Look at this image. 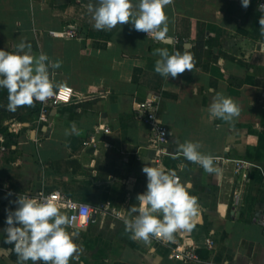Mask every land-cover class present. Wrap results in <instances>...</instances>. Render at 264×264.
<instances>
[{
  "label": "crops",
  "instance_id": "crops-1",
  "mask_svg": "<svg viewBox=\"0 0 264 264\" xmlns=\"http://www.w3.org/2000/svg\"><path fill=\"white\" fill-rule=\"evenodd\" d=\"M138 3L132 0L133 11ZM262 4L250 0L244 8L241 0H172L165 7L167 38L160 42L131 23L96 30L88 6L98 0H0V49L14 52L15 45L30 44L29 54L45 53L60 62V68L50 69V80L75 92L44 123L36 103L8 111L7 90L0 89V230L19 195L60 190L77 202L110 204L115 211L98 214L84 227H68L82 249L70 264H264ZM69 26L76 28V38L50 35ZM158 48L187 51L193 69L175 79L162 77L154 71ZM217 93L238 105L232 121L209 118ZM149 99L171 132L160 158L152 127L137 112ZM92 135L95 144L85 145ZM188 141L213 157L216 172L177 152ZM149 161L175 172L196 197L192 231L177 232L171 241H134L125 229L124 219L135 215L129 209L146 190L142 168ZM239 161L247 165L242 173L236 172ZM4 238L0 231V264H15ZM190 249L195 259L171 257L175 250Z\"/></svg>",
  "mask_w": 264,
  "mask_h": 264
},
{
  "label": "clouds",
  "instance_id": "clouds-1",
  "mask_svg": "<svg viewBox=\"0 0 264 264\" xmlns=\"http://www.w3.org/2000/svg\"><path fill=\"white\" fill-rule=\"evenodd\" d=\"M172 0H139L138 11H133L132 0H98V5L88 6L96 30H111L117 25L131 23L138 32H144L154 40L163 42L167 38V15L165 7ZM250 0H241L247 8ZM259 18L261 34L264 35V4ZM17 51L0 49V89H6L7 110L15 112L22 106L35 102H46L54 95L59 85L50 80V69H58L59 61H51L47 54H29L31 45L21 42L15 45ZM28 49L26 52L25 49ZM159 59L154 71L162 77L175 79L186 70H192V56L167 48L154 50ZM198 89H194V93ZM209 118L232 121L239 115V107L232 98L217 93L207 109ZM200 145L191 141L178 146L177 152L187 161L199 165L206 172L213 173L214 160L202 154ZM143 166L146 175V190L137 195V204L129 209L131 219H124L130 239L147 243L150 238L171 241L175 233H190L197 214L196 197L189 192L190 184H182L175 172H165L159 167ZM58 195L21 196L16 207L7 210L4 244L12 245L16 255L15 264H70L78 258L82 249L76 243L75 231H68L74 217L68 216L58 207Z\"/></svg>",
  "mask_w": 264,
  "mask_h": 264
},
{
  "label": "built area",
  "instance_id": "built-area-1",
  "mask_svg": "<svg viewBox=\"0 0 264 264\" xmlns=\"http://www.w3.org/2000/svg\"><path fill=\"white\" fill-rule=\"evenodd\" d=\"M50 35L56 38H76L78 36V32L76 28L73 26H69L63 30H52L50 31ZM74 90L71 86L60 84L59 87L54 88V95L47 99L46 102H35L38 104V120L39 122L47 123L49 122L50 112L52 110H57L59 107L68 104L72 101L74 97ZM138 116L143 119L147 124L151 125L153 131V139L152 145L156 149V156L160 158L166 151L165 146L170 141L171 132L168 127L158 119L157 116V108L155 105V101L152 99L142 101L138 104ZM105 132H109L108 128L104 129ZM85 145L95 144V137L92 135L89 140L84 142ZM247 168V165L239 161L236 164V172L242 173ZM162 169V168H161ZM165 171V170H164ZM166 172V171H165ZM177 176V175H176ZM178 177V176H177ZM179 178V177H178ZM180 181V178H179ZM49 195H58V206H62L67 212L68 216L74 217V222L71 229L76 227H84L88 225L90 222L94 221L96 216L100 213L108 212L109 210L113 213L115 212L110 204H107L103 207H92L89 204L77 202L66 195L62 194L60 190H56L50 193L40 192L38 196H49ZM260 225L264 232V216L260 219ZM153 240L163 241L162 238L152 237ZM207 245L209 248L214 247V241L211 238L207 239ZM171 257L173 258H196V253L193 249L187 252H181L179 250L173 251Z\"/></svg>",
  "mask_w": 264,
  "mask_h": 264
}]
</instances>
